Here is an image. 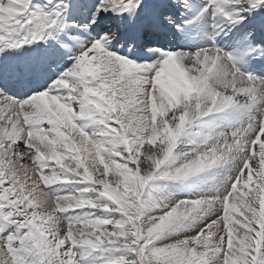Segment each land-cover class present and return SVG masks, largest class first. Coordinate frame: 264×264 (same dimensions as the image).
<instances>
[{"label": "snow or ice", "instance_id": "6c2138e0", "mask_svg": "<svg viewBox=\"0 0 264 264\" xmlns=\"http://www.w3.org/2000/svg\"><path fill=\"white\" fill-rule=\"evenodd\" d=\"M0 264H264V0H0Z\"/></svg>", "mask_w": 264, "mask_h": 264}]
</instances>
